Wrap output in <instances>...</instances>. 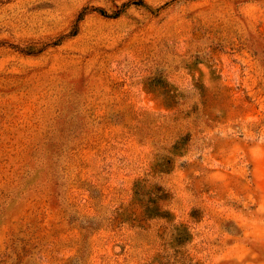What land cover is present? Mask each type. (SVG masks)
<instances>
[{"label":"rangeland","instance_id":"rangeland-1","mask_svg":"<svg viewBox=\"0 0 264 264\" xmlns=\"http://www.w3.org/2000/svg\"><path fill=\"white\" fill-rule=\"evenodd\" d=\"M0 264H264V0H0Z\"/></svg>","mask_w":264,"mask_h":264}]
</instances>
